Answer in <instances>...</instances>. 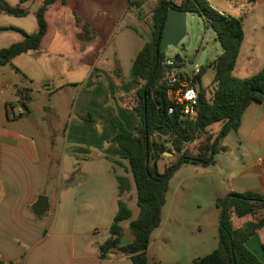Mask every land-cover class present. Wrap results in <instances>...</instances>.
Here are the masks:
<instances>
[{"label":"crops","instance_id":"0c3cea01","mask_svg":"<svg viewBox=\"0 0 264 264\" xmlns=\"http://www.w3.org/2000/svg\"><path fill=\"white\" fill-rule=\"evenodd\" d=\"M3 1L19 13L0 12V50L21 42L23 34L32 35L38 30L35 14L39 6L29 13L36 0ZM98 1L58 0L46 6V31L38 48L8 63L14 65L15 79L18 74L27 77L26 65L24 70L16 66L22 65L21 58L42 48L54 55L65 54L69 39L79 44L77 50H72L78 53L71 69L82 65L86 53L93 56L79 81L69 80L58 86L50 80L51 76L44 75L47 80L43 82V91L50 99L55 94L59 104L63 98L58 96L65 90H75L71 112L65 120L60 119L64 122L59 132L55 131V121L48 122V135L41 139L44 150L32 134L11 128V124L1 125L3 107L5 115L16 110L12 118L26 120L32 131L41 133L44 129L28 109L25 90L5 84L8 89H16L19 99L0 100V264H132L129 256L120 254L117 248L108 249L104 257L99 250L110 238L118 199L131 212L129 219L120 222L123 233L118 246L132 242L128 225L139 213L137 206L134 212L128 201L133 196L136 205L126 155L112 139L120 129L133 133L137 126L133 95L141 84L132 79L131 67L151 40L153 11L161 1L178 7L182 1ZM206 1L217 13L235 18L241 15H237L240 5L250 4L249 13L240 18L243 39L231 74L244 79L257 73L264 66V0ZM107 23H113L111 33L100 41ZM213 38V43H218L215 34ZM48 42L52 44L45 49ZM188 49L194 51L193 46ZM3 85L0 83V88ZM49 107L54 109L53 104ZM55 116L61 118L58 113ZM235 134L244 159L237 167L209 175L217 179L221 188L215 200L230 193L264 195V102L242 109ZM117 177L129 181V190L121 196ZM39 196L46 198L47 206L41 215H35L32 207ZM260 214L240 218L246 219L243 226L256 221ZM245 247L264 264V226L246 240Z\"/></svg>","mask_w":264,"mask_h":264},{"label":"trees","instance_id":"16d2710c","mask_svg":"<svg viewBox=\"0 0 264 264\" xmlns=\"http://www.w3.org/2000/svg\"><path fill=\"white\" fill-rule=\"evenodd\" d=\"M56 1L58 0L42 1L35 14L37 32L32 35L23 34L24 38L21 42L1 49L0 65L8 64L14 57L38 48L46 31L43 18L45 8ZM181 1L179 7H183L186 13L198 14L204 27L212 30L220 45L221 54L208 64L214 71V87L208 94L198 90L199 111L195 120L183 119L177 111L167 115L166 87L162 81L161 66L165 56L163 52H159L156 57L158 35L162 29L167 2H159L152 13L154 28L151 40L144 45L131 67L132 79L141 84L133 95L132 110L137 119L136 129L133 133L120 129L112 139V143L125 153L135 185L136 206L139 213L137 218L128 225V231L133 240L125 246H118L123 233L120 222L131 216L126 204L118 199V211L109 228L110 238L99 248L101 257L105 256L108 249L114 247L120 254L129 256L132 264H162L150 262L146 252L150 235L161 222V209L165 203L169 176L181 162L201 165L213 163V157L210 159L211 148L213 146L214 155L220 138L228 131H235L238 128L240 114L236 117L234 115L243 99L246 97L242 109L250 104L264 102V66L254 75L244 79L234 78L231 74L243 39L241 21L233 16L217 13L206 0ZM2 11L19 13L18 9H11L3 0H0V12ZM202 71L201 68L199 76ZM216 122H221L224 127L219 139L209 137L204 139L197 148V154L194 157L188 156L183 151V145L198 139L206 131V127ZM162 128L168 130V135L163 140L157 135V130ZM164 151L177 153L179 159L177 164L167 167L163 173H160L157 162ZM117 181L121 196L123 192L129 190V181L126 177H117ZM228 196L222 225L219 224L218 227L217 247L189 264H263L245 247V242L257 229L264 226V195L244 192L230 193ZM224 201L225 197L215 200L220 214ZM257 214L260 216L256 221L249 222L242 228H232L231 217L240 219Z\"/></svg>","mask_w":264,"mask_h":264},{"label":"rangeland","instance_id":"374dc122","mask_svg":"<svg viewBox=\"0 0 264 264\" xmlns=\"http://www.w3.org/2000/svg\"><path fill=\"white\" fill-rule=\"evenodd\" d=\"M98 1V0H97ZM106 1V0H103ZM241 1V0H236ZM19 2H22L19 1ZM36 0L34 6L30 8L29 13L34 12L42 3ZM99 2V1H98ZM248 5H240L237 11V19L243 17L244 13L251 10ZM243 10V12H242ZM226 14L227 11L223 10ZM239 12V13H238ZM53 17H56L55 15ZM249 21V19H248ZM113 23H107L101 31L100 41L109 37ZM244 27L246 25L244 23ZM214 33L211 29H206L203 25L201 17L196 13H188L186 17V35L180 41L176 48L168 47L163 53L165 57L173 59L175 56L181 58V63L186 71H192L195 68H202V74L195 79L198 90L212 92L214 87V71L208 64L221 54V48L218 43H213ZM52 43L45 44V49ZM78 41L72 39L66 43V53L54 55L46 50H37L31 52L23 60L22 65H16L17 68L22 66L23 70L26 65L27 77L18 74L15 79L12 76L13 64L0 65V83L4 84L0 88V100L3 102L8 100L19 99L16 89L5 87V84L11 83L19 89H24L28 94L27 104L32 116L43 123L44 129L41 133L31 130L29 123L24 119H13L11 115H5L2 107L1 125H12L21 132L32 134L41 149L46 146L41 142L42 137L48 135V122L50 120L56 122L55 131L59 132L62 126L61 120H65L71 112L72 99L75 96V90H65L62 97V103L59 104L57 96L54 94L52 99L50 95L43 91V82L47 76H51L54 85L63 86L69 80H81L83 71L85 73L86 66L93 61V56L87 53L82 65L76 69H71V63L77 60ZM193 46L192 55H187L183 51H187ZM203 49V50H202ZM89 50V49H88ZM31 55V57L29 56ZM87 55V57H86ZM17 63V61H16ZM86 63V64H85ZM19 64V63H18ZM5 77V78H4ZM14 103V102H13ZM54 105V109L50 110V105ZM50 110V111H45ZM59 110V111H58ZM57 113L61 118H56ZM54 122V123H55ZM223 129L221 122H216L208 127L206 131L192 142L183 145V151L194 157L197 154V148L204 142L206 138H217ZM158 135V134H157ZM163 140V136L158 135ZM169 147V145H167ZM179 159V155L173 151L162 152L157 168L163 173L167 167H170ZM244 159L242 148L240 147L235 131H228L220 138L216 144V151L213 155V163L206 165L193 164L191 162L178 163V167L169 176L167 182V191L165 194V203L161 209V222L158 228L154 229L150 235L149 245L147 248L148 260L152 263L162 264H189L194 260L201 258L217 247L218 243V227L220 218V209L215 205L216 195L220 193L219 182L210 174H220L228 169L239 166V161ZM220 196V195H219ZM226 198V196H225ZM135 212V198L132 196L128 199ZM135 205V206H134ZM244 219L233 218L231 224L233 227L243 226Z\"/></svg>","mask_w":264,"mask_h":264},{"label":"built area","instance_id":"2783aa9c","mask_svg":"<svg viewBox=\"0 0 264 264\" xmlns=\"http://www.w3.org/2000/svg\"><path fill=\"white\" fill-rule=\"evenodd\" d=\"M161 66L167 115L177 111L181 118L195 120L199 111V91L195 79L199 77L201 68L186 71L184 66L168 57L163 59Z\"/></svg>","mask_w":264,"mask_h":264},{"label":"water","instance_id":"95a60500","mask_svg":"<svg viewBox=\"0 0 264 264\" xmlns=\"http://www.w3.org/2000/svg\"><path fill=\"white\" fill-rule=\"evenodd\" d=\"M162 21H163L162 29H161L160 34L158 35L159 44H158V49L156 50V57L159 52H164L168 47L176 48L178 44L180 43V41L186 35V12L183 10V7H178L174 5L173 3H167L164 8V14H163ZM239 21H241V19H239ZM183 52L187 55H192L195 51H191V50L187 51L185 49ZM173 60L175 63H181V58L179 56H175ZM156 62H157V59H156ZM245 101H246V97L243 99L234 117L240 114L245 104ZM21 106L24 107L23 104H21ZM15 113H16V110H14L11 116H14ZM144 115H145V110H144ZM144 123H145V118H144ZM157 134L163 137H166L168 135V130L166 128L158 129ZM220 135L217 137L216 140L219 139ZM146 146H147V142H146ZM212 149H213V146L210 151V159L213 157ZM146 164H147V161H146ZM228 199H229V196L227 195L225 198L222 210H221L220 218H219L220 225H222V219H223V216L226 210ZM46 206H47L46 198L43 196H39L37 201L34 203L32 207L33 213L35 215H41L45 211Z\"/></svg>","mask_w":264,"mask_h":264}]
</instances>
